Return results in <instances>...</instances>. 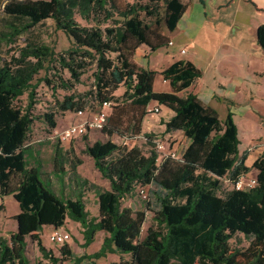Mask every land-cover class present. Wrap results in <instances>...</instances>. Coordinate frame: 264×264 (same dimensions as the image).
I'll use <instances>...</instances> for the list:
<instances>
[{
    "label": "trees",
    "instance_id": "trees-1",
    "mask_svg": "<svg viewBox=\"0 0 264 264\" xmlns=\"http://www.w3.org/2000/svg\"><path fill=\"white\" fill-rule=\"evenodd\" d=\"M185 9L182 0H10L4 4L6 37H16L51 18L72 45L56 53L46 43L28 40L0 57V199L12 195L19 206L13 216L16 230L8 238L0 232V264H41L32 263L27 255L28 239L50 264H61L71 255L70 247L61 245V257H55L42 244L40 231L44 226L63 227L67 217L82 225L85 245L96 232L106 233L98 251L75 257L74 264L108 252L130 255L127 264H264V151L247 166L246 154H239L231 114L221 120L193 92L179 94L201 76L192 62L178 60L162 70L172 91L157 92L153 89L157 72L139 68L132 59L142 44L151 51L167 45L163 28L173 31ZM256 37L264 51V24L257 27ZM91 68L90 88L56 100L58 111H85L111 101L101 130L123 139L143 134L148 105L156 102L173 112L164 123L165 132L180 130L189 140L181 160L166 157L162 161L154 149L145 153L137 145H119L111 139L87 145L95 168L110 185L97 192L99 216L95 219L88 218L85 208L88 180L78 178L76 165L71 167L76 195H57L40 178L41 163L29 165L25 146L35 120V77L48 71L50 76L43 78L46 85L53 90H74ZM120 86L125 90L117 95ZM26 90L27 105H18ZM55 113L42 115L50 129L57 125ZM251 169L256 171L254 187L231 188L222 196L217 193L223 180L232 181ZM53 171L62 182L66 171L59 142L54 145ZM137 185L152 186L155 198V208L149 202L146 206L154 212L155 224L142 238L145 210L122 206V199ZM4 210L0 202V214ZM236 233L250 240L245 250L231 249L230 239Z\"/></svg>",
    "mask_w": 264,
    "mask_h": 264
},
{
    "label": "rangeland",
    "instance_id": "rangeland-1",
    "mask_svg": "<svg viewBox=\"0 0 264 264\" xmlns=\"http://www.w3.org/2000/svg\"><path fill=\"white\" fill-rule=\"evenodd\" d=\"M9 1L10 0H0V57H7L12 53V49L16 48L18 45L24 44L28 40L46 43L50 45L56 53L62 52L72 45L71 38L62 30L58 29L51 18L43 20L41 23L36 24L16 37H6V32L9 30L7 28L8 18L3 12V6ZM128 1L132 2L133 0ZM76 18L81 24L86 25V22L83 21L79 16H76ZM250 18L251 17L249 16L248 20ZM145 20L147 22H151V19L149 18H145ZM163 31H166V28H163ZM168 34L170 36L173 33L169 32ZM92 72L93 68L84 73L81 77V82L75 85L74 90H64L61 88L53 90L51 87L46 85L43 78L45 76H50V72L48 71H41L35 77L33 82L36 84V103L32 110L35 120L32 124V128L28 135L25 146L27 147L26 158L29 165L34 166L36 165L37 161L41 163L42 177L40 178L42 180L44 179L46 182H49L50 187L57 195L63 197L76 195L78 186L74 180L73 174L71 173V167L74 164L76 165L78 178H84L88 180V184L84 191L85 208L88 211V218L95 219L99 216L97 192L100 190L109 189L110 185L109 181L105 179L95 168L93 159L86 152V146L92 144L96 140L105 141L107 139H111L117 144L122 145L124 144V140L118 134H113L109 137L104 131L96 129L88 131L83 135L74 136L70 140L63 142L60 140L61 133L69 125L78 123L82 119L85 120L90 118L93 113L99 110V106L95 105L94 107L87 108L85 111H83L84 113L86 112V114L79 118L78 116L74 115V112H60L56 107V100H61L64 95L70 94L73 91L77 93H83L85 90L90 88V85L93 81L91 75ZM64 76L68 77V73L66 71L64 72ZM203 80H205V78H203ZM259 81L260 83L257 86V92L243 93L240 95V103L243 105V107L249 105V107H251L253 110H251L247 116L239 115L236 112L234 119L237 127V136L241 146L244 145L246 141H249V139L253 138L251 142L245 145L244 150L243 147H241V154H250L254 152L253 155L257 156L255 160L260 156V154L256 155L255 149L262 147V150L264 151V137L260 139L254 138L259 134L260 127L264 129V78H260ZM179 94L183 95L182 92ZM218 99L220 98H217L216 100ZM28 101L29 92L26 90L17 100V104L26 106ZM236 101H238V98ZM235 105L238 106V102ZM255 105H257V109L263 111V113L255 109ZM154 106L159 107L157 104H152L147 108L143 128L144 137L146 136L145 134H150L151 136L145 139H139L136 142L129 141L128 145H137L143 152L149 153L152 149H154V145L151 144H154L153 140H160L163 142L167 141V143L170 145L176 141H179L182 145V148H178V152H182L184 146L186 145L183 132H180L179 134L173 131L165 132L164 123L166 119H169L170 114L164 112L154 113L152 109ZM227 107H230V104L226 101H222L218 103V106H216V111L221 120H224L225 118ZM148 109H152V111H148ZM45 112H56L55 118L57 125L54 129H50L48 124L42 119V115ZM123 130V132H125L126 128L124 127ZM57 142H59L64 152V169L66 173L62 182H60L55 177L56 173L53 171L54 145ZM79 162L81 163L79 164ZM255 173L256 171L251 169L246 174L255 175ZM13 182H17L16 176L13 177ZM142 188L144 189V193L147 195V198H145L143 193H141ZM152 189L153 187L149 185L144 187L137 185L131 194L126 195L122 199V206L131 207L133 210H145V221L142 225L141 238L146 234L148 227L155 224L153 220L154 212L146 209L148 202L150 203V207L155 208V198ZM229 189H231V187L225 179L221 183L217 193L222 196ZM0 202H4L5 206V210L0 214V230L10 233L14 228L12 216L19 212V206L12 195L6 196L4 200L1 198ZM63 228L65 231L69 232L71 236L70 243L72 244V259L83 255L84 253L91 254L98 251L102 246L106 236V233L103 231H98L94 236V240L88 243V245H85L83 227L79 222L67 217ZM50 231L51 230H48L47 228L41 229L40 237L42 244L47 249H51L52 251L59 253L61 245L50 241ZM28 241L27 248L30 260L45 264L42 262V259H48L43 257L42 253L38 250L36 244L31 239H28ZM249 244L250 240L242 233H236L230 239V246L232 250H245ZM129 260L130 255L128 254L108 252L105 256L94 258L91 261L84 260L80 264H123L124 262L127 264ZM50 262L51 261L48 260V263L46 264H50ZM65 264L74 263L71 261L66 262Z\"/></svg>",
    "mask_w": 264,
    "mask_h": 264
},
{
    "label": "crops",
    "instance_id": "crops-1",
    "mask_svg": "<svg viewBox=\"0 0 264 264\" xmlns=\"http://www.w3.org/2000/svg\"><path fill=\"white\" fill-rule=\"evenodd\" d=\"M182 1L186 4V9L175 29L173 31L167 29L163 31L168 37V44L154 51H151L145 44L140 45L133 54V62L139 68L151 69L157 72L153 81V89L157 92L172 91L169 81L164 79L160 73L162 70L178 60L192 62L201 70V76L195 79L186 90L181 91L182 94L193 92L204 104L215 110L218 103L228 102L230 107H227L225 118L230 113L235 123L236 112L239 115L247 116L253 110L249 105L243 107L240 103V95L257 92L259 79L264 78V51L257 42L256 37L257 27L264 24V0ZM249 16L252 19L248 20ZM169 32L174 35L169 36ZM183 50L184 52H182ZM124 90L125 87L120 86L115 93L119 95ZM217 98L220 99L216 100ZM237 98L238 101H236ZM237 102L238 106L235 105ZM152 104L159 105L160 112L169 113V118L173 115L169 108L156 102H151L148 107ZM255 106V109H257V105ZM257 110L263 113V111ZM85 114L86 112L81 115L74 112V115L78 118L83 117ZM145 117L142 121V133ZM259 130V134L254 137L256 139L264 137V129L260 127ZM173 132L179 134L182 131ZM252 139L246 141L242 146L239 143V154H241V147L244 150L245 145L251 142ZM184 140L186 145L183 150L189 143L185 135ZM173 146L177 149L182 148L179 141L174 142ZM262 151V147L255 149L256 155H261ZM253 153L246 154L245 164L247 166H251L257 157ZM5 197H3V200ZM12 220L14 228L10 233L16 230V221ZM63 227L44 226L42 229L47 228L52 232L54 229L64 230ZM0 232L1 235L7 238L10 235L7 231L0 230ZM66 244L70 247L72 255L70 240ZM52 253L55 257H61L60 251L59 253L52 251ZM71 255H68L67 259L61 264L73 261L74 258L72 259ZM42 262L46 264L48 260L42 259Z\"/></svg>",
    "mask_w": 264,
    "mask_h": 264
},
{
    "label": "built area",
    "instance_id": "built-area-1",
    "mask_svg": "<svg viewBox=\"0 0 264 264\" xmlns=\"http://www.w3.org/2000/svg\"><path fill=\"white\" fill-rule=\"evenodd\" d=\"M171 43V42H170ZM184 52V50L182 51ZM111 101H104L99 105V110L91 115L90 118L85 119L81 122L69 125L60 135V140L65 142L70 140L72 137L77 135L86 134L91 130H101L107 121L108 110L111 106ZM153 112L160 113V107L154 106ZM152 109H148V111H152ZM77 114L81 115L83 111H77ZM147 138L144 137V134L136 135L133 138H123L124 145H128L129 141L136 142L139 139ZM154 142V150L158 153L159 161H162L166 157L173 158L175 160L182 159V152H178V149L173 146V144L167 143V141L163 142L160 140H153ZM129 146V145H128ZM228 184L231 188L235 189H250L257 184V179L255 175H247L243 174L238 176L237 178L229 181ZM141 193L143 196L147 198V195L144 193V189H141ZM49 239L53 243L63 245L71 239L70 233L65 230L54 229L49 234Z\"/></svg>",
    "mask_w": 264,
    "mask_h": 264
}]
</instances>
